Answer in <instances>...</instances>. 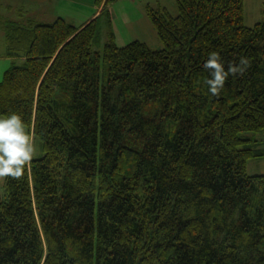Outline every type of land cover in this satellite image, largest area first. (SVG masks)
Returning a JSON list of instances; mask_svg holds the SVG:
<instances>
[{"label": "trees", "instance_id": "1", "mask_svg": "<svg viewBox=\"0 0 264 264\" xmlns=\"http://www.w3.org/2000/svg\"><path fill=\"white\" fill-rule=\"evenodd\" d=\"M102 12L81 26L0 17V114L19 112L43 154L4 176L0 264H264V7L243 0L149 6L162 47L101 45ZM11 7V6H10ZM111 36V35H110ZM230 73L218 96L211 50Z\"/></svg>", "mask_w": 264, "mask_h": 264}, {"label": "rangeland", "instance_id": "2", "mask_svg": "<svg viewBox=\"0 0 264 264\" xmlns=\"http://www.w3.org/2000/svg\"><path fill=\"white\" fill-rule=\"evenodd\" d=\"M160 1V3H158ZM18 0H0V17L4 19L20 20V9H24L26 16L34 17L39 21H51L54 17L61 15L71 24L78 26L91 13V10L78 5L71 0H51V3L22 2ZM161 5L171 14L177 13L175 0H110L108 9L110 19L102 24L101 45L111 39L118 46H123L133 40L146 43L150 48L162 47L157 32L145 13L149 6ZM11 6V7H10ZM264 0H243V22L246 26H252L262 20V9ZM111 35V36H110ZM6 44L4 34L0 27V80L4 71L12 62L21 63L20 57H8L5 55ZM262 133H256L259 136ZM33 157L43 154L38 141H35ZM246 171L249 175L264 173V159H249L246 164ZM4 176H0V196L3 195Z\"/></svg>", "mask_w": 264, "mask_h": 264}, {"label": "clouds", "instance_id": "3", "mask_svg": "<svg viewBox=\"0 0 264 264\" xmlns=\"http://www.w3.org/2000/svg\"><path fill=\"white\" fill-rule=\"evenodd\" d=\"M249 63L248 57L241 56L239 63H229L225 68L220 51L211 50L203 63L209 72L206 80L208 91L218 96L229 74L243 73ZM34 151L33 137L22 115L17 111L0 114V176H22Z\"/></svg>", "mask_w": 264, "mask_h": 264}, {"label": "crops", "instance_id": "4", "mask_svg": "<svg viewBox=\"0 0 264 264\" xmlns=\"http://www.w3.org/2000/svg\"><path fill=\"white\" fill-rule=\"evenodd\" d=\"M18 1H19L18 3H22V2H25V1L34 2V3H38V4L39 3H42V4L51 3V0H18ZM71 1L77 3L78 5H80V6L84 7V8H87V9L91 10V13L78 26H81V25L85 24L86 22L90 21L91 19H93L94 17H96L97 15H99L102 12V7H103L102 4L103 3L98 5V4L95 3L94 0H71ZM158 3H160V1H158ZM157 6H161V5H157Z\"/></svg>", "mask_w": 264, "mask_h": 264}]
</instances>
